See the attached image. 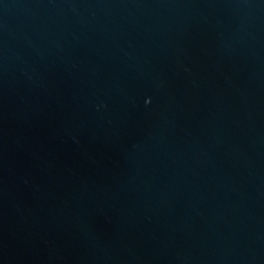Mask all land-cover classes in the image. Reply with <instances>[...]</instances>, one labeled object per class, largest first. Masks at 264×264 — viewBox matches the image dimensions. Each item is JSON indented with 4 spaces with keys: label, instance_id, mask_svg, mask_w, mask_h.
Returning <instances> with one entry per match:
<instances>
[{
    "label": "water",
    "instance_id": "obj_1",
    "mask_svg": "<svg viewBox=\"0 0 264 264\" xmlns=\"http://www.w3.org/2000/svg\"><path fill=\"white\" fill-rule=\"evenodd\" d=\"M0 264H264V0H0Z\"/></svg>",
    "mask_w": 264,
    "mask_h": 264
}]
</instances>
